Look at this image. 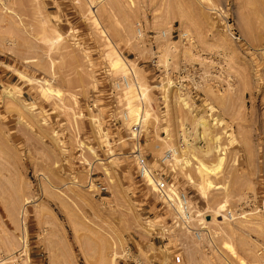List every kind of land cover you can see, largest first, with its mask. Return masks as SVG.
Returning a JSON list of instances; mask_svg holds the SVG:
<instances>
[{
	"label": "rangeland",
	"instance_id": "374dc122",
	"mask_svg": "<svg viewBox=\"0 0 264 264\" xmlns=\"http://www.w3.org/2000/svg\"><path fill=\"white\" fill-rule=\"evenodd\" d=\"M114 50L149 92L140 152L187 194L189 223L138 175ZM192 156L224 158L206 194ZM127 257L264 264V0H0V264Z\"/></svg>",
	"mask_w": 264,
	"mask_h": 264
},
{
	"label": "bare ground",
	"instance_id": "6f19581e",
	"mask_svg": "<svg viewBox=\"0 0 264 264\" xmlns=\"http://www.w3.org/2000/svg\"><path fill=\"white\" fill-rule=\"evenodd\" d=\"M184 33L187 36L189 35L186 32H184ZM157 38L159 39L160 42H165L166 45L171 46L172 48H174L175 44H177V43L181 42V44H184L183 43L184 40H182V38H179L178 42H174V40H172V39H170L168 37V33L167 32H160L159 35L157 36ZM189 38H190V36H189ZM189 38H188V41L190 40ZM109 57H110L111 67H112V69L114 71H116L117 73L118 72L127 73L126 75H123L126 81H123V83L120 86L121 87L120 91L122 93L121 96H123V100H124L123 101L124 109H123V112H122L123 119H124L125 122H126V119H127L128 122H132V123L138 124L141 127V129H143L144 124L146 126V124L148 123V119H149V116H150V113L146 112L147 109L153 110V108L150 105L151 104L150 101H148L147 98H146V96H147V94L149 92L147 91V89L145 90V87H143L141 81L139 80V77L137 76L136 69H135V66H134L133 63H130L129 61H126L127 62V68H126V62L121 57V55L119 53H117L115 50L109 55ZM131 68H132V70H131ZM172 85L173 84L169 85V87L172 88ZM169 87H165V92H164L165 95L164 96H165L166 100H168V98H169L168 95L171 92L169 90H172V89H168ZM130 91H133L136 94V95H134V97L137 98V104L140 106L141 110L137 107V104L135 105V102L134 103L132 102L133 103L132 106L128 108V100H126V96L129 94ZM168 91H169V94H168ZM43 92L49 94V92L52 93L53 91H51L50 89H46ZM182 93L179 94V95H181L180 96L181 100L183 98H187V101H189L188 97L184 96V93L183 94ZM183 101H185V100L183 99ZM183 101H182V103L185 105L186 103H184ZM200 125L203 128H205V129L208 128V125H207V123L205 121L200 122ZM132 137L137 138L138 137V133L134 132L132 130ZM218 139L219 138H217V140ZM170 152L167 151L162 159H164V161H167L168 159L172 158L176 163H180V161H181L180 160V151L177 150L176 148H171ZM136 156H137V154L135 153V157ZM192 157H194V159H196L198 161L197 170H198V174L201 177V183H200L199 187L201 188L203 194H206L207 190H209V189L214 187V184H213V181H212V177L220 169L224 158H220L219 164L216 167H210V166L206 165L205 163H203L201 160L197 159V157H195V156H192ZM146 175H147V180H148L149 184L151 186L155 187V190H156V181L159 180L161 177L159 179L158 178L155 179L154 178L155 176L148 171V172H146V174L144 176L145 180H146ZM165 192H166L168 198L165 196V197H162V199L166 200V202H169V199L171 200L169 205H171L174 208V210L178 213V218L183 223H185L184 220L182 219L181 209H180L179 203L177 201V197H178L177 190L175 192L171 191L169 189V185H168L167 188L165 189ZM225 210H226V204L225 205H221L219 207V210H218L219 212L218 213H221V212H223ZM218 216L219 217H224V215H221V214H219ZM191 219H194V217L192 218V216H191ZM114 261L115 260H113V262Z\"/></svg>",
	"mask_w": 264,
	"mask_h": 264
},
{
	"label": "built area",
	"instance_id": "2783aa9c",
	"mask_svg": "<svg viewBox=\"0 0 264 264\" xmlns=\"http://www.w3.org/2000/svg\"><path fill=\"white\" fill-rule=\"evenodd\" d=\"M159 33H157L155 35L148 34V33L145 34V33L142 32L141 28H139V27L137 28V37L145 39L147 42L150 41V42H148L150 44L152 43V40H156V37L159 35ZM176 35H177L178 39L182 38V40L188 41L189 35L187 36L184 33L183 30L178 31L176 33ZM174 36H175L174 35V30L172 29L168 33V37L170 39H173ZM131 70H132V68H131ZM123 81H126L124 76L123 77H119V79L114 82L115 89L121 90L120 86L123 83ZM132 127H133V131L137 132L138 133V137H139L141 127L138 124H134ZM138 139H137V145H136V149H135L134 153L137 154L136 161H137L138 175L143 178L145 176L146 172H148V171L150 173H152V172H151V170H150V168L148 166V163H147V160L145 158V155H143V153L140 152V149H139V146H138V144H139ZM167 186H168V182L166 181V177L165 178L161 177L159 180L156 181V189L157 190H155V192L160 196V198L165 197V196L167 197V194L165 192V189L167 188ZM177 192H178L177 201H178L179 207L181 209L182 219L184 220L185 223H189L191 221V216H192L190 200H189L187 194L184 191L177 190ZM170 202H171V200L169 199V202H167V203H170ZM127 258L129 260L130 264H144L142 261H140L138 259H135V258L129 259V257H127Z\"/></svg>",
	"mask_w": 264,
	"mask_h": 264
}]
</instances>
